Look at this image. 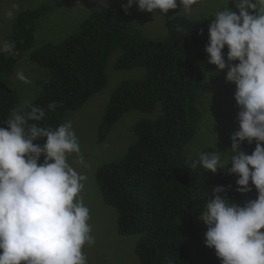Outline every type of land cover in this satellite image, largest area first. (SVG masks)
Masks as SVG:
<instances>
[{
    "label": "trees",
    "instance_id": "trees-1",
    "mask_svg": "<svg viewBox=\"0 0 264 264\" xmlns=\"http://www.w3.org/2000/svg\"><path fill=\"white\" fill-rule=\"evenodd\" d=\"M48 10L21 13L11 40L14 54L0 53V124L19 106L10 75L24 52L51 73L40 96L31 102L45 110L44 119L30 123L55 129L69 112L80 111L107 87V64L120 47L123 55L117 68H145L147 75L123 83L112 95L99 142H105L116 122L130 111L152 113L161 104L163 115L140 122L135 127L137 141L124 158L97 173L106 203L118 213V231L137 236L136 253L142 264H222L215 249L205 244L208 228L198 223L201 209L217 186H224V195L240 206L258 195L251 182L252 191L240 194L237 176L227 171L207 173L190 153L202 117L199 93L214 16H175L167 22V38L150 40L138 30L133 10L106 8L61 43L35 49L36 22ZM53 103L55 109H49ZM36 143L42 145L45 139ZM245 147L251 155L256 142L246 141Z\"/></svg>",
    "mask_w": 264,
    "mask_h": 264
},
{
    "label": "clouds",
    "instance_id": "clouds-1",
    "mask_svg": "<svg viewBox=\"0 0 264 264\" xmlns=\"http://www.w3.org/2000/svg\"><path fill=\"white\" fill-rule=\"evenodd\" d=\"M178 2L192 12L194 0H128L124 10L138 5L167 14ZM208 31V63L227 70L226 81L236 86L239 131L229 151L200 152L196 164L207 173L237 176L240 194L252 191L251 182L258 198L240 206L224 195V186L213 188L199 216L208 228L205 244L222 264H264V0H229ZM14 48L4 42L0 53L14 54ZM17 78L28 82L22 72ZM44 116L43 108L26 102L0 124V264H88L84 249L95 242L82 196L87 177L68 162L81 151L72 122L55 129L30 123ZM245 141L256 142L251 155L241 150Z\"/></svg>",
    "mask_w": 264,
    "mask_h": 264
},
{
    "label": "rangeland",
    "instance_id": "rangeland-1",
    "mask_svg": "<svg viewBox=\"0 0 264 264\" xmlns=\"http://www.w3.org/2000/svg\"><path fill=\"white\" fill-rule=\"evenodd\" d=\"M128 0H2L0 3V44L11 42L17 17L24 12L48 8L36 22L35 49L48 43L58 44L77 33L80 26L95 12L106 9H124ZM229 0H194L190 14L182 11L178 2L175 10L157 15L141 11L138 5L130 9L137 15L138 30L150 40L165 39L169 35L167 22L175 16H189L193 19L215 17V12L225 6ZM232 11H238L230 3ZM227 47L224 55L227 62ZM123 55L118 47L107 64L108 85L99 94L92 97L78 112H69L64 122L70 120L80 144V153L68 157L70 165L87 177L82 192L83 201L90 209L91 235L94 244L86 246L84 253L88 264H142L136 253L137 236H124L118 231V213L109 206L99 184L97 173L108 163L124 158L137 141L135 127L142 121L157 120L163 115L160 104L152 113L130 111L120 118L107 134L106 141L99 142V132L105 119L106 107L115 91L125 82L142 80L147 75L145 68L119 70L117 64ZM238 63V61L236 62ZM203 88L199 93L201 121L193 139L190 153L199 158V153L227 152L231 149V137L239 131L238 114L240 108L234 99L236 86L226 81V71L209 63L206 66ZM23 73L28 82L17 78ZM217 73L216 75H209ZM48 69L30 61V52H24L14 72L10 75L11 84L19 94V109L26 102L35 101L45 84L50 80ZM63 122V123H64ZM246 141L241 145L245 152ZM246 153V152H245ZM44 157L40 158L42 164ZM258 195V192L256 190ZM198 223L205 225L199 218Z\"/></svg>",
    "mask_w": 264,
    "mask_h": 264
}]
</instances>
